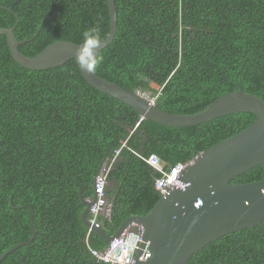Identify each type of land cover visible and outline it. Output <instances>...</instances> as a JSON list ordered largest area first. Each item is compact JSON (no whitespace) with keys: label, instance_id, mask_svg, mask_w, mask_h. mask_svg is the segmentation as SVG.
Listing matches in <instances>:
<instances>
[{"label":"trees","instance_id":"1","mask_svg":"<svg viewBox=\"0 0 264 264\" xmlns=\"http://www.w3.org/2000/svg\"><path fill=\"white\" fill-rule=\"evenodd\" d=\"M115 4L117 32L99 53V76L157 95L158 106L172 113L196 114L239 90L264 100V0ZM16 21L19 50L29 57L56 41L82 43L93 26L102 39L110 31L108 0H0V27ZM141 118L91 86L74 59L44 70L22 67L0 34V256L32 237V221L37 230L0 264H107L90 249H106L108 241L82 219L107 156L121 149L108 174L112 216L102 227L114 234L161 198L155 172L131 150L182 166L256 116L239 112L188 127ZM262 179L256 166L233 181ZM188 264H264V223L220 237Z\"/></svg>","mask_w":264,"mask_h":264},{"label":"water","instance_id":"2","mask_svg":"<svg viewBox=\"0 0 264 264\" xmlns=\"http://www.w3.org/2000/svg\"><path fill=\"white\" fill-rule=\"evenodd\" d=\"M108 8L110 31L102 39L98 56L117 32L115 0H108ZM17 21L12 27H0V34L6 36L13 59L22 67L44 70L76 60V50L81 43L65 40L52 43L36 56H25L19 50L21 42L15 35ZM78 67L91 86L134 108L142 118L163 125L188 127L236 112L256 116L245 130L195 156L147 215L127 218L110 235L88 217L96 199L94 196L92 201L83 200L86 207L82 219L86 226L93 227L110 242L125 229H131L132 224H138L143 230L142 241L133 264H188L193 255L220 237L264 223V179L231 183L232 179L256 166L264 169L263 99L239 90L220 96L206 110L196 114L172 113L149 101L140 90H129L104 79L96 71L88 73L79 64ZM31 225L32 237L5 251L0 256V263L16 248L34 239L37 230L33 221Z\"/></svg>","mask_w":264,"mask_h":264},{"label":"built area","instance_id":"3","mask_svg":"<svg viewBox=\"0 0 264 264\" xmlns=\"http://www.w3.org/2000/svg\"><path fill=\"white\" fill-rule=\"evenodd\" d=\"M125 146V144L123 145ZM137 156L143 158L155 172L161 176L156 179L157 189L164 193L168 187L171 186L173 181L177 178L180 171L179 166L173 167L171 170H166L165 164L157 155H151L146 158L142 154L133 151ZM120 153V149L116 151L115 157ZM116 158H112L111 161H107L100 172L95 178V194L97 196L94 202L92 213V222L102 227L104 218L108 217L109 203L108 195L106 193V186L108 184V174L115 163ZM101 217V219H100ZM142 228L138 229H125L122 234L109 242V246L104 250L90 249L91 253L99 261H103L109 264H133L134 257L142 241Z\"/></svg>","mask_w":264,"mask_h":264},{"label":"clouds","instance_id":"4","mask_svg":"<svg viewBox=\"0 0 264 264\" xmlns=\"http://www.w3.org/2000/svg\"><path fill=\"white\" fill-rule=\"evenodd\" d=\"M117 8V7H116ZM82 36H83V42L79 45V47L77 48V50H76V54H75V59H76V62L80 65V67H81V69H83L84 71H87L88 73H93V72H95V70H96V67H97V65L100 63V60H99V58H98V52H97V50L99 49V46H100V44L102 43V37H101V34H100V29H99V27L98 26H93V27H90L89 29H87L86 31H84L83 32V34H82ZM138 91V90H137ZM142 92V91H141ZM143 93V95L149 100V101H151L152 103H154V104H156L157 106H158V104H157V95H155V96H153V97H151L150 96V94L149 93H146V92H142ZM218 99V98H217ZM216 99V100H217ZM215 102V101H214ZM207 109V108H206ZM205 109V110H206ZM204 111V110H203ZM236 113H239V112H236ZM244 113H248V112H244ZM232 114H234V113H232ZM230 115V114H229ZM254 115V114H253ZM226 116V115H225ZM142 117V116H141ZM223 117V116H222ZM220 118V117H219ZM143 119H145V118H141V120H143ZM214 120V119H213ZM256 120V119H255ZM254 120V121H255ZM212 121V120H211ZM208 122V121H207ZM205 123V122H204ZM201 124H203V123H201ZM197 125H199V124H197ZM248 128V127H247ZM245 130V129H244ZM243 131V130H242ZM241 132V131H240ZM236 135V134H235ZM234 136V135H233ZM232 137V136H231ZM125 144V143H124ZM123 144V145H124ZM122 145V146H123ZM124 147H127V145L125 144V146ZM127 149H129V150H131L129 147H127ZM117 150H119V149H116L115 151H114V153H113V155H111V156H107L106 157V159H105V163L107 162V161H111V159L112 158H116L115 160V163L117 162V160L120 158V155H121V149H120V153L115 157V153H116V151ZM132 152L133 151H135V150H131ZM135 152H137V151H135ZM134 153V152H133ZM137 153H140V152H137ZM201 153V152H200ZM135 154V153H134ZM140 154H142V153H140ZM136 155V154H135ZM144 157H146V158H148V157H150V156H145L144 154H142ZM153 155H156V154H153ZM198 155V154H197ZM197 155H195V156H197ZM137 156V155H136ZM158 156V155H157ZM194 156V157H195ZM137 157H139V156H137ZM159 157V156H158ZM193 157V158H194ZM140 158V157H139ZM160 158V157H159ZM192 158V159H193ZM141 159H143V158H141ZM161 159V158H160ZM191 159V160H192ZM144 160V159H143ZM190 160V161H191ZM145 161V160H144ZM161 161L165 164V168H166V170H171L173 167H175V166H179L180 167V171H179V173H178V175L183 171V169L186 167V165L190 162H188V163H186V164H184V165H179V164H174L173 166H169L165 161H163L162 159H161ZM146 162V161H145ZM104 163V164H105ZM115 163L113 164V166L115 165ZM103 164V165H104ZM148 164V163H147ZM149 165V164H148ZM113 166H112V168H113ZM150 166V165H149ZM103 167V166H102ZM101 167V168H102ZM151 167V166H150ZM152 168V167H151ZM153 169V168H152ZM101 170V169H100ZM100 170H99V172H100ZM264 170V169H263ZM153 171H154V169H153ZM98 172V173H99ZM155 172V171H154ZM98 173H97V175H98ZM155 174H156V177L154 178V183H155V189L156 190H158L157 189V187H156V179L158 178V177H160L161 175L159 174V173H157V172H155ZM96 175V176H97ZM96 176H95V178H96ZM263 180V179H262ZM260 181V180H259ZM255 182V181H254ZM94 183H95V179H94ZM231 183H241V182H234L233 181V179L231 180ZM247 183H249V182H247ZM111 185H112V183H110L109 181H108V184H107V186H106V190L108 189V188H110L111 187ZM169 189V187L166 189V191L164 192V193H162V192H160L159 190V192H160V194H161V197L167 192V190ZM107 193V192H106ZM107 195H108V193H107ZM95 198L97 199V196H96V194H95ZM94 199V198H93ZM92 199V200H93ZM96 199L93 201V204H94V202L96 201ZM92 200H90V201H92ZM108 203H109V210H110V212L108 213L109 214V216L107 217V218H104V219H102L103 220V222H104V220L106 219V220H110L111 219V216H112V203H111V201H110V195H108ZM92 206V205H91ZM91 208V207H90ZM92 214V213H91ZM100 219H101V217H100ZM90 220H92V218H90ZM102 227H103V225H102ZM101 227V228H102ZM138 227H140V225H138V224H132L131 226H130V228H133V229H138ZM97 229V228H96ZM102 229H104V228H102ZM105 230V229H104ZM89 231H94V229H93V227H90V230ZM106 231V230H105ZM107 232V231H106ZM108 233V232H107ZM109 243V242H108ZM109 246V245H108ZM104 250V249H103ZM103 262V261H102ZM105 263V262H104ZM107 264H109V263H107Z\"/></svg>","mask_w":264,"mask_h":264},{"label":"crops","instance_id":"5","mask_svg":"<svg viewBox=\"0 0 264 264\" xmlns=\"http://www.w3.org/2000/svg\"><path fill=\"white\" fill-rule=\"evenodd\" d=\"M111 187H113V185H111Z\"/></svg>","mask_w":264,"mask_h":264},{"label":"flooded vegetation","instance_id":"6","mask_svg":"<svg viewBox=\"0 0 264 264\" xmlns=\"http://www.w3.org/2000/svg\"><path fill=\"white\" fill-rule=\"evenodd\" d=\"M110 235H112V234H110Z\"/></svg>","mask_w":264,"mask_h":264}]
</instances>
